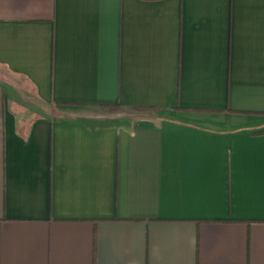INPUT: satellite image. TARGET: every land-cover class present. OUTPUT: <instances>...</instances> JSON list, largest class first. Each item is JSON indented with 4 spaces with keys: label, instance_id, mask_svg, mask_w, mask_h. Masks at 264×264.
I'll return each instance as SVG.
<instances>
[{
    "label": "crops",
    "instance_id": "1",
    "mask_svg": "<svg viewBox=\"0 0 264 264\" xmlns=\"http://www.w3.org/2000/svg\"><path fill=\"white\" fill-rule=\"evenodd\" d=\"M0 264H264V0H0Z\"/></svg>",
    "mask_w": 264,
    "mask_h": 264
}]
</instances>
